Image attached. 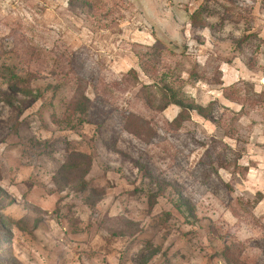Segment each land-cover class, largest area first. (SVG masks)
I'll return each instance as SVG.
<instances>
[{"label":"rangeland","instance_id":"1","mask_svg":"<svg viewBox=\"0 0 264 264\" xmlns=\"http://www.w3.org/2000/svg\"><path fill=\"white\" fill-rule=\"evenodd\" d=\"M261 92L264 0L0 4V264H264Z\"/></svg>","mask_w":264,"mask_h":264},{"label":"trees","instance_id":"2","mask_svg":"<svg viewBox=\"0 0 264 264\" xmlns=\"http://www.w3.org/2000/svg\"><path fill=\"white\" fill-rule=\"evenodd\" d=\"M198 14V12H193L191 15H190V23H191V25H196L195 24V18L198 16L197 15ZM248 39H249V36H243V37H241L240 39H237L234 43H235V47L236 48H238V49H240L247 41H248ZM132 74L134 75L135 73L134 72H132ZM13 80H15V81H19L18 79H17V77H15V76H13L12 75V77H11ZM11 78L8 80V82H9V89L10 90H12V91H16V92H19V93H21V94H24V95H27V94H30L28 91H24L25 89L23 88V89H21V91H19V89H18V87L17 86H14L12 83H15L16 84V82L15 81H10L11 80ZM15 78V79H14ZM134 79H135V77H134ZM135 80H137V78L135 79ZM10 82H12V83H10ZM162 92H163V95L165 96V98H167L168 99V103H167V105L164 107V109L165 108H167V106H169V105H174V106H176V107H178L179 108V112H178V114H177V117H176V120L177 119H179L180 117H182V114L186 111V112H191V111H194V112H196L199 116H201V117H203L205 114H204V108L203 107H201V106H187V105H185L182 101H180L179 99H177V97H176V95H175V93L173 92V91H171V89L170 88H167V87H165V88H163L162 89ZM258 98V97H257ZM259 98H260V100H259V102H261L262 104H264V92H261V93H259ZM71 168V167H70ZM69 168V169H70ZM74 167H72L71 169H73ZM1 225H5V226H8V224L6 225V223L5 222H1L0 223Z\"/></svg>","mask_w":264,"mask_h":264},{"label":"built area","instance_id":"3","mask_svg":"<svg viewBox=\"0 0 264 264\" xmlns=\"http://www.w3.org/2000/svg\"><path fill=\"white\" fill-rule=\"evenodd\" d=\"M10 0H0V4H3V3H5V2H9ZM12 1H14V0H12Z\"/></svg>","mask_w":264,"mask_h":264}]
</instances>
